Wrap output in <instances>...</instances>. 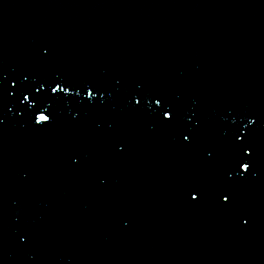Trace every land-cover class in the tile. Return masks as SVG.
Segmentation results:
<instances>
[{
    "label": "water",
    "instance_id": "1",
    "mask_svg": "<svg viewBox=\"0 0 264 264\" xmlns=\"http://www.w3.org/2000/svg\"><path fill=\"white\" fill-rule=\"evenodd\" d=\"M87 1V0H86ZM85 0H0V22L2 20L5 21L6 26L4 28V30H6L7 32H10V34H7V37L10 38V43H8L9 48H14L16 46L15 44V38L17 37H21V36H25V34H27L29 31L24 32L25 28L23 29V34H15L14 32H12V26H14L12 23H15L19 20H21L23 22L22 27H26V26H31L28 29H32L34 25H36L37 23H41V22H46L49 21V24H53L54 20L50 19L51 15H54L55 19L58 20L60 23H62L63 25L67 26L66 29H64V31L61 33H59V35L54 36L53 34L50 33V26L46 27V29H44L43 33H41V35L45 34L44 38H41L42 40L46 41V40H50L53 39V43H55L54 45V50L52 52V54L54 56H56V53L58 51V54H60L61 51H66L67 53H71L72 50H76L75 52H73V56L74 58H76L77 60H81L85 55H87L86 63H88L86 69L90 72V79L93 80V78L95 79V75H96V79L95 81H93V83H90L89 85L92 87L94 94H93V100H92V104L94 106H96V103H100L103 101V94L100 92L101 89V85L102 82H100L99 79V75L101 74V70H102V63L106 64V63H110L112 61L108 60L105 61L103 59L105 58H110L109 56L112 55V51L108 50V44L109 42L113 41L116 44V38H118V33L120 32L123 28V31L125 33H127L128 35L139 39L137 41V43L134 45L133 50L135 53L139 54H132V52H127L126 49L123 47H121L122 50V54L126 56V59L130 60V62L133 61H137V64H143V62H146L147 60H150V64L152 62H155L154 65H156V67L151 68V66H149V68L145 71L148 75L151 76V84H155V88L156 90H152L148 93V95L153 94L154 97H157L158 93H159V88L163 87V89H167L165 86V82L169 81L171 78H176L179 74L178 69H183L184 71V75L190 72H193V74L196 75V71L198 70V68H200L202 66V63H204L206 60H211V62L214 63V59H215V47L217 45V42H213L210 43V39L213 40V38L217 37L218 34H221L220 32L216 33L215 31H211V29L209 28V23L208 21H206V26H201L199 23L201 22V19L203 18V15H207L206 19L209 18L210 20L212 19L214 23L219 22L224 20L225 18H231V21H233L235 23V25L238 27V25H241L238 29L240 31H251L253 32L256 31L255 35V39L260 38L261 40L264 41V35H261V32L264 31V21H262V16L260 17V22H257L255 24V26L250 27V20L249 17H247L246 15L240 16V18H238L237 16L241 15V12L237 11V6H232V4H227V1H222V0H213L212 4H207V8L205 9H194L195 6L197 5V3L199 2L198 0L195 2V0H193L192 2V6L191 4H188L189 1H187V5L188 7H185L182 4H179V6L176 10V14H180V12H183L181 15L182 17H184L185 22L184 23H180L182 21L181 18H177V16H169L168 18L170 19L169 22L164 18L163 16L168 14V11L172 5V2L169 3L168 0H162L160 3L154 5V3H156L155 0H92V3L88 4L86 3ZM237 1V0H235ZM97 3H99V6H95L97 5ZM263 3V2H262ZM67 9L66 12L62 13L59 12L62 8ZM13 9V10H11ZM73 9H75L74 11L76 13L73 12ZM236 9V11H235ZM46 11L48 10V14L46 16V14L43 12L42 14H40V16L38 18H36V13H38L39 11ZM93 11L94 12V16L90 17L87 15L82 14L83 11ZM223 10V11H222ZM240 10V9H239ZM59 12V13H58ZM237 12V13H235ZM34 13L35 16L34 18H29L27 20H22L21 18L24 17V15H30ZM175 14V13H174ZM196 15V17H194ZM77 18L79 17V20L82 19V17L85 20H90V25H88L86 28H83V31L80 32L78 30L79 25H78V21L79 20H75L73 21L71 18ZM191 17V18H190ZM24 19V18H23ZM176 19V20H175ZM179 19H181V21H179ZM111 20L109 25H105L104 22ZM73 21V22H72ZM164 21V25L167 28V26H169V28H171L173 25L176 28V32H178V29L182 32H184L186 29H188L187 34L188 35H184V33H181L179 36L173 38L174 40V46L171 47L170 49H167L166 44H162L164 42H167L169 40V37L166 38H159V36L161 34H165L166 32V28H164L163 22ZM171 24V25H168ZM180 23V26L178 25ZM121 24V26H120ZM229 25H233L231 22ZM225 28H229L226 24L224 25ZM247 27H249L248 29H246ZM88 28H91L90 30H88ZM3 30V32H4ZM234 30V29H232ZM179 31V32H180ZM87 33V34H85ZM223 34V33H222ZM229 34V33H228ZM119 35H123L119 34ZM216 35V36H215ZM174 36V35H172ZM224 36H230V35H225ZM149 37H151L154 42L153 46L151 47H145L143 48L141 45L143 44V42L147 39H149ZM179 37V38H178ZM56 38L59 39V43L56 42ZM192 39H194V41L191 43V45L189 46H183V43H187L188 41L190 42ZM252 39V35L248 36L245 40H250ZM181 41V42H180ZM253 41V40H252ZM251 41V42H252ZM220 43V42H219ZM124 44V43H123ZM139 44V45H138ZM224 46H230V42L226 41L223 43ZM142 47V48H138V47ZM130 49V48H129ZM193 51V53H192ZM2 52L6 53V51L4 49H2ZM191 52V54H190ZM12 54L11 57H8L6 62H10V63H15L17 61V59H21L26 57L27 53L24 52L23 50L20 51H16V50H12L9 55ZM130 55V56H129ZM136 55L135 58H133ZM141 55V59L139 60L137 57H139ZM179 55V56H178ZM214 55V56H213ZM235 55L234 52L229 53L226 57H221V63L222 65H220L219 68H215L217 70H214V72H211V74L209 75L210 77H214L217 79H226V78H234L235 76H237L236 74V67L229 71L227 68L229 67L228 64L226 65V61H230L233 62V56ZM264 56V55H263ZM130 57V58H127ZM178 57H180L182 60H180ZM3 57H0V60H2ZM73 57H66L64 58V60H66L67 62L72 61ZM257 56L254 55H250L248 59L244 60L243 55H241V61H239V65H245L247 67V69L249 71H251V69H253V67L258 66V64L256 63ZM32 60L33 57L29 55V61L27 63H24V65L22 66L23 69H25L28 65L32 66ZM78 60V61H79ZM181 61L180 65H178L176 62L175 64L177 66H175L176 70L174 69V67L172 68L173 65V61ZM264 61V59H263ZM36 66L38 68H40L42 71H47L48 68L44 65V64H40L39 61H37ZM115 65H118V62H113ZM149 64V65H150ZM164 65V67H163ZM22 69V70H23ZM83 68L79 69L82 70ZM153 69V71H152ZM163 69V71H165V74H163V72H160L159 70ZM168 69V70H167ZM138 70V69H137ZM135 72L138 73V71L134 70ZM133 71V72H134ZM173 74H170L171 72ZM86 71L83 72V70L80 72L81 76L79 77V81L78 84L81 83L83 86L86 85L85 83H88L89 80H85L83 78V76L85 75ZM123 72L125 73V75H123V79L121 80L119 86H129L128 89H131L134 87V85H131V81L130 78L128 79V75H131V72H127L126 73V69L123 68ZM222 72L227 73L226 75H222L221 77L220 74ZM110 74L108 75V79L106 80V82H110L114 77V75H112L113 73L109 72ZM170 74V76H168ZM183 74V73H180ZM104 75V74H103ZM164 77L165 81L163 83V85L156 80L155 77ZM197 78L199 79L198 81H195L194 83H199L202 82V75H197ZM191 84V82H185V84L183 85L185 90H188L189 85ZM228 86H227V90H229L231 93H237L238 88L236 86L233 85V83H231L230 81L227 82ZM54 86V85H53ZM198 86V85H196ZM234 86V87H233ZM5 87V86H4ZM175 87H178L177 85ZM191 89H193V86L190 87ZM229 88V89H228ZM244 88L251 89L249 84H246L244 86H241V94L244 91ZM173 91V90H172ZM261 95H264L261 94ZM137 96V94H135V97ZM243 99L246 100V95H241ZM253 102H255L257 104V100L254 99L252 100ZM135 102V101H134ZM72 104V102H70ZM69 103V104H70ZM113 104V102H111ZM64 105H68V103L64 102ZM119 104V103H118ZM104 106H102L101 108L95 110V116H97L98 118V122L95 124L96 126L102 127V130L100 132H105L106 136L108 138H111V140L113 141L115 137L120 135V128L116 125V121L118 117V113L114 114L111 110L108 111L107 107L105 106V104H103ZM254 108L256 109V107L254 106ZM74 113V111H72ZM83 116L86 120V122H88L89 120V115H92L88 112L87 108H85V110L83 109ZM26 116L28 115L27 113L23 112ZM121 115L125 116L122 119L125 121L127 119H130V115L127 111H125V109H122V111L120 112ZM89 114V115H88ZM235 114H230L227 118H226V122L228 123V130L226 133L227 135H235L236 131L239 128H236L235 130H232L231 124L234 120H235ZM141 121L144 122V124H146L147 127H149L152 130V133L150 135V137H154L157 134V130L152 128V122L149 121L147 118L145 119L144 117V113L142 111H138V116H137ZM258 118H260V122H262V124H264V118H263V114H261V116H257ZM100 119V120H99ZM145 119V120H144ZM252 119L256 120V115L253 117H249L246 116L245 118H241V115H238V119L235 122H241L243 125L247 124L248 125V129L247 130H252V127H249L250 125H252L251 123H249V121H251ZM230 120V122H229ZM90 125V124H88ZM73 127H75V125L71 126V128L73 129ZM231 127V129H230ZM262 130V129H261ZM97 131H99V128L97 129ZM174 131V130H173ZM243 132V131H242ZM8 138V137H7ZM6 143L9 145L10 142L5 139ZM108 141V139H107ZM21 146H24L22 148V153L19 149V147L13 146L10 150V155H12V157L14 158L15 163H20L23 160L22 156H34L37 155L39 153L42 152V147H38L37 144H28V145H24L22 144ZM1 147V145H0ZM263 153L261 152L260 156L257 157V159L255 160V167L252 168L251 172L253 174V176H255V174L257 176H261L264 178V157H263ZM128 159V158H126ZM207 161L212 163V157L210 155H207ZM48 165V162H46ZM161 161L158 163H155V173L157 170H159L160 166H161ZM49 166V165H48ZM130 170V169H128ZM219 172V168L216 170ZM131 172V171H130ZM137 172H139V170H137ZM140 176V172L134 176L131 177V179L134 178H142L143 175L141 177ZM251 175H248L246 177V179L250 178ZM118 180V179H117ZM262 183H264V181H262ZM127 184V183H123L121 184V186H118V190L115 194V204L117 207L120 208V200L121 199H125L128 203H130V205L132 204L134 206V202H138L139 204L141 203V201H139L140 199H145L144 196L142 195V193L137 192L135 194H133L132 192H127L125 193L122 190V185ZM187 184V183H186ZM32 188H33V184H32ZM154 189H157L158 191L155 193V197L156 200H154V203L160 201L161 198H166V200H169L170 202H172L173 204L174 201L172 199V194L169 190H171L172 188H164V186H155ZM66 190V188H65ZM153 190V188H150V191ZM164 191H167L164 192ZM173 192V190H171ZM254 191H258V189H253ZM170 193V194H168ZM11 194V192H10ZM33 194H35V192H33ZM139 194V197H135V195L137 196ZM251 200L249 201V203L251 204H255V207H262L264 204V192L259 196L255 195L253 196V193L251 192L250 194ZM147 196H152V194H147ZM181 196V194H179L177 197ZM146 197V195H145ZM113 198H109V205L108 206H104L105 208H108L112 203L110 202ZM176 199V198H175ZM263 201V202H262ZM114 203V202H113ZM48 204V200L42 201L41 202V208H46ZM71 204V205H69ZM4 203L1 201L0 202V207L3 206ZM75 205L77 206L75 203H66L63 204L60 209V211H64L65 214H69L72 213L73 210V206ZM174 208H178L175 207ZM3 209L5 210L6 214H10L9 210L7 207H3ZM262 209L264 210V206L262 207ZM86 211L85 209H81L79 212H84ZM177 210L175 209L172 213H176ZM40 214V218H43L44 214ZM79 214V213H78ZM75 215V212L70 216L73 217ZM98 218H100L101 220H103V217L98 216ZM174 219H176L175 216H173ZM9 218L7 217L6 223L7 226L6 228H11L12 230L14 229V226H10L11 224L9 223ZM173 219L172 222H174L176 224L177 221H175ZM105 220V219H104ZM132 221L130 222H120L118 223V229L119 230H111V228H107L108 226L105 224H100L99 226H92V225H88V227L93 230V232H96L98 234H101V237H97V240H99V238H101L100 240L102 241V238L104 236V238H107V234L110 235L109 239H111V242H113L114 240L118 239V243L116 245H128L129 244V248H130V252L127 254L128 257H130V261L131 262H135V260L138 259V257H133L132 256V249L134 246H136V248L140 251L141 255L143 253H145V251L147 250V248L151 249V251L153 250L154 255L156 256V252L154 251V247L155 245H164V236H159L158 238V242L154 245L151 243V239L152 236L147 234V230H148V224L150 223V221L146 220L144 227L142 229V232H138L135 234L134 238H138V237H142V241L143 242H135V239L133 241H130V243L125 242V236H129L132 237V229L135 225V223L137 224V220L135 219H131ZM53 221H57V219H54ZM179 223V222H178ZM66 221L63 223L62 227H66ZM62 225V224H61ZM61 226L59 227V229L57 230V235L59 236V240H42V246L43 249H46V251L48 253L50 252H54L56 253L57 257L59 256V250L60 247H63L64 244V248H68L66 246V241H68L71 246L73 247L74 242H77L75 240V236L76 233L74 232V228H67L66 230H64ZM208 227V225H207ZM89 228L83 230L81 229V233H83L84 237L87 238L88 237V231ZM2 231L4 229H1ZM0 230V237L2 234V231ZM124 231L123 234L118 237L117 236V231ZM212 230H208L206 232V234H208L209 232H211ZM103 234V235H102ZM62 237L65 238V240L63 241ZM116 238V239H115ZM133 238V237H132ZM108 239V238H107ZM108 239V240H109ZM63 241V242H62ZM144 241L147 242V244H144ZM46 247V248H45ZM97 247V244L95 245L94 248ZM124 247V246H123ZM85 248V247H84ZM125 248V247H124ZM55 250V251H53ZM68 250V249H67ZM84 249H82L83 251ZM81 250L77 249L75 251V253H77L76 255L72 256L70 259V263L73 260H77V257L82 253ZM91 252V251H90ZM103 254H111V255H115L117 253V246L115 245H111L109 250H106L104 252H102ZM84 256V255H83ZM192 257H194V254L191 255ZM70 257L69 252H67V254L65 255L64 259L68 260ZM241 257H249L248 255H242ZM9 258V257H8ZM7 260V259H5ZM9 261L11 262V264H15V262L11 259H9ZM7 262V261H6ZM20 263V262H18ZM145 263V262H142Z\"/></svg>",
    "mask_w": 264,
    "mask_h": 264
},
{
    "label": "snow or ice",
    "instance_id": "2",
    "mask_svg": "<svg viewBox=\"0 0 264 264\" xmlns=\"http://www.w3.org/2000/svg\"><path fill=\"white\" fill-rule=\"evenodd\" d=\"M25 80H27V77H25ZM13 88L16 87L15 82H12ZM35 87V86H34ZM51 92L52 93H57V92H63L64 89L61 88L59 83H56L54 86L51 87ZM70 91V89H69ZM26 92L30 93L31 89H24V91H21V96L22 100L20 102L23 104L27 102L29 105H37L41 103V100L39 97L36 95L32 94H25ZM41 88L40 87H35V93H40ZM12 95H15V92L11 93ZM87 95L89 98L92 97L93 93L92 90L89 88L87 91ZM163 97H151L147 100V103L149 106H152L153 104L157 106V111L159 114V118L164 122V123H174L178 117H179V112L175 108H169L166 107L162 104ZM135 104L140 105L141 104V99H135ZM37 112H39L38 115L34 113V121L37 124H45L49 122L50 116L45 114L43 111H39V109H36ZM251 124H255V121H249ZM245 131H240L239 129L235 133V141L237 142V148L239 152L240 158L236 162V166L238 170H241L245 173L250 171V168L255 167V160H254V152H255V147L253 144L247 143L246 141L248 140L249 137V131L248 125L245 124L244 126ZM183 135V139L187 141L189 139L188 135ZM192 200H196L197 196L192 195L191 196ZM222 200L225 203L230 202L229 195L228 194H223L222 195ZM244 223H247V220L244 221Z\"/></svg>",
    "mask_w": 264,
    "mask_h": 264
}]
</instances>
